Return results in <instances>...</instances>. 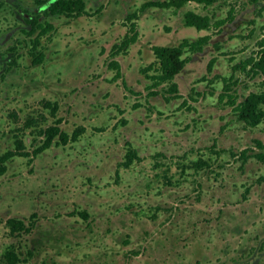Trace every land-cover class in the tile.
Returning <instances> with one entry per match:
<instances>
[{
	"label": "rangeland",
	"instance_id": "obj_1",
	"mask_svg": "<svg viewBox=\"0 0 264 264\" xmlns=\"http://www.w3.org/2000/svg\"><path fill=\"white\" fill-rule=\"evenodd\" d=\"M86 1L87 10H96L92 15L49 19L54 30L41 38L45 58L40 65L31 66L24 52L23 69L6 76V84H14L11 91L19 89L17 77L23 80L22 97L11 92L12 98L6 99L0 86V153L15 139H22L30 152L41 143L39 130L54 119L43 100L59 103L63 130L86 128L75 142L53 143L36 158L16 154L6 162V171L0 173V264L11 247L24 258L21 264H40L42 259L77 264L75 258L90 264L94 256L104 258L105 251L112 252L118 264L131 259L133 264H154L153 257L165 256L164 249H157L161 242L178 245L180 236L195 227L210 226L200 235L208 241L201 245L211 249L223 244L221 235L228 233L223 224L230 217L235 222L237 215L252 210L264 223V160L255 157L264 155L256 144L260 140L264 145V121L249 126L239 120L226 99L219 100L223 80L216 76L233 74L238 81L232 89L239 99L264 87L261 77L232 68L258 49L264 2L187 5L213 19L224 18L232 5L235 16L220 32L209 30L210 43L175 77L181 97L174 98L162 86L152 89L156 94L147 87L151 80L142 68L154 60L150 44L155 41L141 37L112 53V45L128 32L125 16L141 12L143 0H116L113 6L105 0ZM101 3L102 9H96ZM167 12L148 8L143 17L162 19ZM183 29L196 31L193 26ZM212 56L217 60L208 72ZM115 57L127 86L108 66ZM29 117L33 123L25 125ZM129 145L139 158L128 167L121 165L116 174ZM245 149L249 152L243 159L239 153ZM199 158L207 164L198 166ZM31 213L35 217L30 220ZM12 215L24 217L28 231L11 234L4 220ZM88 227L91 231L85 234Z\"/></svg>",
	"mask_w": 264,
	"mask_h": 264
},
{
	"label": "trees",
	"instance_id": "obj_2",
	"mask_svg": "<svg viewBox=\"0 0 264 264\" xmlns=\"http://www.w3.org/2000/svg\"><path fill=\"white\" fill-rule=\"evenodd\" d=\"M189 1H196L198 3H203L204 5H211L213 3L219 2L221 0H147L141 5L140 10H144L148 6L157 7H173L180 8L184 6ZM255 2L264 0H253ZM51 12L55 13H66L71 16H80L82 14L92 15L94 12H87L85 10V2L83 0H58L51 7ZM138 14L134 11L133 13L127 15L126 19L129 21L128 32L122 37L119 42L112 45V53H117L119 51H124L132 43L138 39V31L136 29V23L133 21ZM235 16L234 7L230 5L227 15L224 18L213 19L208 14L199 13L193 9H187L184 12V23L186 26H193L197 29H213L215 28L217 32H220L222 25L225 22L231 21ZM51 28V24L45 23V26L41 25V34H44ZM212 35H203L195 39H183L177 45H153L152 51L154 55V60L145 68H142V72L151 80L149 86L150 94H156L157 89L154 88H165V93L169 94L170 97L179 98L181 95L178 92V84L174 81V77L178 74L181 69L188 63L190 58L189 54L201 51L205 45H207L211 39ZM217 50H220V43H214ZM258 49L256 52L252 53L248 57L239 60L232 65L234 70H240L245 74L255 77L259 76L264 82V35L257 42ZM44 53L40 52L36 55L35 60L41 61L43 59ZM217 58H211L207 63V70L211 72L213 66L216 63ZM157 64V65H156ZM109 66L115 69L114 78L120 75V64L117 60L111 59ZM154 70L152 73L148 71ZM233 73V72H232ZM223 80V88L219 93V100L226 99L228 105L233 109L237 118L243 121L249 126H256L262 121H264V87L259 90H252L245 96L239 99V96L233 91L232 85L238 80L233 74L230 76H219ZM264 86V85H263ZM167 98V96H166ZM189 100H193L192 96H188ZM43 107L50 110L51 116L54 118L51 124L42 127L39 132L41 134V143L32 150V154H37L42 150L47 149L53 143L66 144L69 141L75 142L84 133L86 128L82 125L75 126L70 133L63 130L60 126L61 118L57 116V111L59 108V103L57 101L43 100ZM33 118L29 117L26 119L25 125H31L33 123ZM256 144L259 148H264V145L260 140H256ZM16 149L7 150L4 154L0 155V173H3L6 169L5 161L12 157L13 155L29 156L30 151L25 149V145L22 139L15 140ZM247 149L241 152L242 158L244 159ZM257 157L264 160V155L259 152L256 154ZM139 156L137 151L132 146H128L124 160L121 165L128 167L135 159ZM198 166L207 164L205 160L201 158L196 162ZM81 214V213H80ZM84 215V214H83ZM9 224L14 229H25L24 223L21 220L10 219ZM6 259L5 264H17L19 261V256L13 250H8L4 254Z\"/></svg>",
	"mask_w": 264,
	"mask_h": 264
},
{
	"label": "flooded vegetation",
	"instance_id": "obj_3",
	"mask_svg": "<svg viewBox=\"0 0 264 264\" xmlns=\"http://www.w3.org/2000/svg\"><path fill=\"white\" fill-rule=\"evenodd\" d=\"M58 0H0V86L1 94H5L6 99L12 98L9 95L11 92H15L17 95L23 94V80L21 81L20 77H17L18 81L16 84H20L18 91H11L10 88L14 87L13 85H7L6 76L8 74H14L18 71L23 69V65L21 64L22 57L25 59L24 52L29 57V63L33 67H37L42 63L45 58V54L41 61H36L35 57L42 51V36L46 35L47 32L53 31L54 25L49 21L50 18H78L79 16H71L66 13H55L50 11V7ZM85 2V10H87V1ZM104 1V0H101ZM106 5L110 4L113 6L116 0H105ZM103 3V2H102ZM102 3L100 6H102ZM135 9V8H134ZM108 10V9H107ZM106 10V11H107ZM134 12V11H133ZM13 14L14 20L10 21L9 16ZM87 15V14H82ZM81 16V15H80ZM127 17V16H125ZM45 23L51 24V28L44 34H41V25L45 26ZM5 25V26H2ZM12 75V76H14ZM38 82H32V84H36ZM3 84V85H2ZM31 90L37 88L30 87ZM5 89V90H4ZM28 89V88H27ZM27 89L25 91H27ZM17 92V93H16ZM25 93V92H24ZM55 101V100H54ZM16 140V139H15ZM15 140L12 141V146L7 148V150L16 149ZM67 144V143H66ZM63 144V145H66ZM258 147V146H257ZM35 148V147H34ZM33 148V149H34ZM259 148V147H258ZM29 155L31 158H36L41 152L37 154ZM7 150L0 153V155L4 154ZM240 151L239 156L242 157V152ZM249 151L247 150L246 153ZM16 155V154H15ZM15 155L9 157L5 161L8 163ZM22 156V155H21ZM255 157L257 155L255 154ZM258 159H261L257 157ZM263 160V159H261ZM122 162V161H121ZM121 162L117 164L115 173L117 174L119 168L121 166ZM7 169V168H6ZM5 169V171H6ZM4 173V172H3ZM248 192V187L245 188L244 193ZM244 195V194H243ZM83 218H87L88 214L85 211H76ZM81 213V214H80ZM84 214V215H83ZM35 217V213H31L30 220ZM16 219L21 220L23 223L25 222L24 217L18 216H10L7 217L4 222L9 228V232L11 234H15L19 231H28L25 229H14L12 230L9 220ZM228 223L223 224L224 228L227 229V235H221V238H224L223 244L219 247L217 244H213L211 249L205 248L201 245V241H205L208 243L207 238L201 240V235L203 234L204 230L209 228L210 226L206 227H195L189 233L180 236V244H163L160 243L157 246V249H164L165 256L163 257H153L154 264H264V223L263 218L253 216L252 210H250L247 214L237 215V220L234 222L231 217L227 219ZM261 221L260 224H254L255 222ZM77 223V222H76ZM30 225V224H29ZM32 225V224H31ZM228 226V228H227ZM231 226V227H230ZM24 227L25 224H24ZM230 227V228H229ZM28 228V227H26ZM29 229V228H28ZM91 231L88 227L84 230L85 234L87 231ZM61 230H59L60 233ZM93 232V231H92ZM196 235H199V239H195ZM82 237L84 235H81ZM204 247V248H203ZM203 248V249H202ZM8 250H13L19 256V261L17 264L24 263V258H20V253L17 249L9 248L7 249L4 254ZM220 251V253H216V251ZM28 253L33 251V247L29 248ZM186 254H192L189 259H186ZM199 254V255H198ZM104 258H98L94 256L93 259L90 260V264H118L117 259L114 258V254L111 252L108 254L106 251L103 253ZM106 255H110L107 257ZM197 256V259H196ZM200 256V257H198ZM88 258V256H85ZM89 257H93V255H89ZM200 258H203L202 260ZM78 260L77 264H84V261L79 260L80 258H75ZM1 261V260H0ZM81 262V263H80ZM6 263V259L4 258V264ZM123 262L122 264H124ZM40 264H58L57 261L54 259H42ZM126 264H133V260L131 259Z\"/></svg>",
	"mask_w": 264,
	"mask_h": 264
},
{
	"label": "crops",
	"instance_id": "obj_4",
	"mask_svg": "<svg viewBox=\"0 0 264 264\" xmlns=\"http://www.w3.org/2000/svg\"><path fill=\"white\" fill-rule=\"evenodd\" d=\"M146 1L147 0H143L141 2V4H143ZM214 4L215 3H213L211 5H207V6H212ZM187 5H189V6L193 5V7H195V5L196 6H199V5L202 6L204 4L203 3H198L196 1H189L184 6L178 8V9L173 8V7L148 6L144 10H142L141 12H138V18L137 19H133V20L136 21L135 22L136 23V29H137V31L139 33L138 34V39L141 38V37H143L147 41H151V40L152 41H155V43L150 44L151 46H153V45H177V44H179L185 38L186 39L188 38V39L192 40V39H195V38H197L199 36L211 35L210 34V31L207 30V29H197L196 28V31L193 32V33H186V32H184V29L183 28L186 26L185 23H184V20H183V18H184V12L187 9H193V10L201 13L199 11V9H196V8H187ZM139 7H141V6H139ZM148 8L149 9H151V8H159V9L166 10L168 12H167V14H164L163 15V18L162 19L159 17V15H158V19H155L154 17H152V18H145L143 16H145L147 14L146 11H147ZM96 9H102V6H100V4H98L97 7H96ZM174 13L175 14H178L177 16H179V20H181V25L177 24L178 20H177L176 16L174 15ZM153 14L155 15V13H153ZM142 23H143V25H142ZM159 24H161V25H159ZM162 26L164 27V29L167 30V32H165V33L162 32L163 31ZM156 40H161L159 42H162L164 40L165 42H162L164 44L157 43L158 41H156ZM199 52L200 51L194 52L192 54H189L190 55V58H189L188 62L190 60H194L195 57H196V54L199 53ZM211 58H213V56ZM211 58H209V60ZM115 59H116V57H115ZM116 60L119 61V59H116ZM119 64H120V75H119V77H117V79L121 78L122 85L123 86H127L126 80L123 77L124 76V73L122 72V64H121L120 61H119ZM133 65H134V63H132V66ZM108 66H109V64H108ZM184 67L181 69L180 72H182L185 69ZM139 69H141V68H139ZM176 76H177V74L175 75V77ZM175 77H174V81H175ZM175 82L177 83V81H175ZM112 96H113V94H112ZM110 97H111V95H110ZM167 100H170V99H167Z\"/></svg>",
	"mask_w": 264,
	"mask_h": 264
},
{
	"label": "water",
	"instance_id": "obj_5",
	"mask_svg": "<svg viewBox=\"0 0 264 264\" xmlns=\"http://www.w3.org/2000/svg\"><path fill=\"white\" fill-rule=\"evenodd\" d=\"M211 40V39H210Z\"/></svg>",
	"mask_w": 264,
	"mask_h": 264
}]
</instances>
